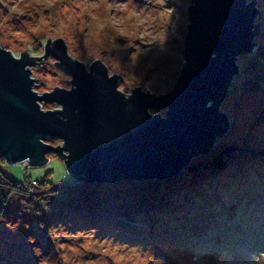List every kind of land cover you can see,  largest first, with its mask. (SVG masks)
<instances>
[{
    "label": "water",
    "instance_id": "water-1",
    "mask_svg": "<svg viewBox=\"0 0 264 264\" xmlns=\"http://www.w3.org/2000/svg\"><path fill=\"white\" fill-rule=\"evenodd\" d=\"M190 2L185 65L173 88L150 94L137 87L127 110L115 92L116 78H106L97 64L86 72L64 57L59 41L46 40L45 56L62 60L59 66L72 74L76 88L42 97L63 104L64 111L41 114L22 70L27 62H12L0 52V157L12 165L29 157L33 166L67 150L65 164L75 179L83 173L89 181L115 182L166 178L186 163L190 151L207 152L214 136L227 128L219 111L222 90L236 72L258 11L251 0ZM158 108H166L164 117L150 112ZM37 137L64 139L65 145H42Z\"/></svg>",
    "mask_w": 264,
    "mask_h": 264
},
{
    "label": "rangeland",
    "instance_id": "rangeland-1",
    "mask_svg": "<svg viewBox=\"0 0 264 264\" xmlns=\"http://www.w3.org/2000/svg\"><path fill=\"white\" fill-rule=\"evenodd\" d=\"M189 4L190 0H179L176 3L180 20L177 22L176 35L167 41V48L154 60L151 56L147 58L150 67L146 70L141 59L137 69V74L143 76L141 90L146 87L154 94H166L173 88L185 65L183 50L189 23ZM256 8L259 14L254 22L258 31L252 39L251 56L258 50L264 54V0H256ZM45 42L46 40L41 44L37 40L35 50H44ZM51 57L49 54L45 56ZM249 59V56L245 55L236 59L239 73L232 79L230 92L219 107V111L227 117L229 127L224 135L217 137L216 142L238 143L253 137L258 138L255 142L258 147L264 145V95L245 91L247 94L243 96L242 87H239L245 79ZM150 112L159 115L162 113L161 116L164 117L166 108L152 109ZM52 139L44 143L61 145L51 144ZM54 154L56 153L47 155L48 160L44 165L30 167H20L19 162L8 164L0 157V173L22 184L47 181L44 186L46 191L76 184L75 177L69 172L65 161ZM248 161L249 159L244 158L239 164L230 160L225 169L213 178L204 176L194 183H185L182 188L180 186L179 193L185 192L180 196L188 197L184 199L188 202L184 208L181 205L183 203H180L178 208L181 211H173L170 217L160 213L155 215V211L149 216L138 212L131 214V222L123 224L131 218L126 221L117 218L113 221L108 219L107 214H103L101 218L74 220L73 227L69 230L95 226L99 229L97 235H115L122 241L131 240L129 244L151 245L157 256L165 259L166 264H179L170 252L176 253L185 264H201L202 261L207 264H247L252 252L264 250V160L253 161L254 164H249ZM186 192L191 196L185 195ZM20 200L29 202L28 199L17 196L12 199L10 206L4 209V214L13 221L21 208ZM192 202L197 205L190 207ZM20 219L22 223L15 232L0 224V260H5L6 264H36V258L30 251L32 246L27 243L26 237L35 236L36 244L45 253L49 249V245L44 241L47 238L42 237L43 233L37 229L30 212L23 213ZM96 219L99 221L96 222ZM24 222L30 224L29 229L23 228ZM67 222L68 220H65L62 223ZM114 229H119V232L114 233ZM168 229L178 232H172L170 235L167 233ZM182 230L184 233L179 235Z\"/></svg>",
    "mask_w": 264,
    "mask_h": 264
},
{
    "label": "clouds",
    "instance_id": "clouds-1",
    "mask_svg": "<svg viewBox=\"0 0 264 264\" xmlns=\"http://www.w3.org/2000/svg\"><path fill=\"white\" fill-rule=\"evenodd\" d=\"M179 0H0V52L13 61L34 60L24 63L28 73L29 89L37 99L34 101L41 114L63 112L64 105L42 99L56 91L72 92L76 85L71 73L60 67L62 60L52 55L45 58L43 49L36 51L37 40L59 41L64 57L81 65L86 72L93 64L102 67L106 78H116L115 92L128 100L133 90L142 84L137 74L141 59L144 70L150 67L147 58L154 60L167 48V41L176 35L180 15L175 7ZM26 54V55H25ZM142 91L153 93L146 87ZM130 105H125L127 110ZM78 109H73L76 113ZM148 112V109H147ZM162 115V113H161ZM62 121L66 117L61 116ZM44 145L43 138L37 137ZM64 147L65 140H62ZM67 158L70 153L65 150ZM20 167H30V158L19 161ZM21 208L15 221L0 208V224L15 232L21 225L20 216L34 209L31 203L20 200ZM48 211L49 202L43 208ZM37 226L45 228L43 221ZM73 227L72 221L49 224L46 233L50 247L47 253L36 244V237L28 235L31 253L36 264H166L157 256L151 245L129 244L115 235H97L95 226ZM25 230L30 224L23 223ZM114 233L119 229H114ZM161 247H165L161 245ZM179 264L184 260L176 253H169ZM219 260V258H217ZM201 264H207L202 261ZM247 264H264V250L252 252Z\"/></svg>",
    "mask_w": 264,
    "mask_h": 264
},
{
    "label": "trees",
    "instance_id": "trees-1",
    "mask_svg": "<svg viewBox=\"0 0 264 264\" xmlns=\"http://www.w3.org/2000/svg\"><path fill=\"white\" fill-rule=\"evenodd\" d=\"M251 1L256 3V0ZM190 6L191 2L188 10ZM257 11L259 14V10ZM257 31L255 22L253 21L252 36L248 38L240 54L249 56L250 58L249 66L246 68L244 74L245 79L239 85V87H242L243 96L247 94L244 93L245 91L257 92L264 95V54L258 50L254 56L250 55L252 39L256 37ZM48 43L50 42H47V44ZM50 44H52V42ZM21 61H26L28 63L27 58ZM12 62L16 61L12 60ZM238 73L239 67L236 65L235 74L227 80L223 87L222 91L224 98L230 92L229 87L232 83V79ZM120 100L122 105H129L128 100H124L122 96H120ZM228 127L229 122L224 131L214 136L211 147L207 152L199 153L198 151H190L186 163L178 171L162 179L144 178L130 180L125 178L115 182L89 181L87 178L85 179L83 173H80V179H75L76 184L46 191L44 186H46L47 181L35 183L26 182L22 184L0 173V208L5 209L10 206L12 199L17 196L28 199L32 207L34 209H39L42 213L36 216L30 212L37 229L43 233L42 237L45 239L47 238L44 241L47 242L46 244L49 245V247V237L46 233L47 225L65 222V220L74 221L80 218H101L103 214H107L109 216L108 219H112L113 221L117 220V218L122 219V221L131 218L128 222H121L127 224L133 219L131 214L134 215L140 212V214L142 213L149 216V214L153 215L154 211L155 215L160 213L164 214L165 217H170L173 211H181V209L178 208L180 203H183L181 205H183L184 208L186 202H188L184 200L188 197L183 198V196H180L185 192L179 193L182 186H185V183H194L197 179L203 178L204 176L213 178L217 173L225 169L227 162L230 160L239 164L244 158L249 159V164H254L253 161H257L258 159L264 160V145L258 147L259 145L255 143L258 138L253 139L252 137V141L251 139H243L238 143H233L232 141L225 143L220 141L216 142L218 136H222L228 131ZM50 143L55 145L57 143L60 144L61 141L53 138ZM54 155L60 156L65 162L68 159L65 151ZM44 164L45 162H40L35 163L33 166ZM180 186L181 188L179 189ZM187 192L185 195L190 197L191 194ZM45 194H48V196ZM178 196L180 197L178 198ZM179 200L182 201L179 202ZM48 202L49 209L48 211H44L43 208L47 206ZM196 205V202H192L190 207H195ZM184 210L186 209H182V211ZM38 221L44 222V229L37 226ZM95 221L98 222L99 220L96 219ZM121 223L119 222V224ZM172 232L178 231H174L173 229L167 230V233L170 235H172ZM179 233V235H182L184 230L179 231ZM134 237L135 236H133V238ZM127 242L132 241L128 240ZM0 262L2 264L7 263L5 260H0Z\"/></svg>",
    "mask_w": 264,
    "mask_h": 264
},
{
    "label": "bare ground",
    "instance_id": "bare-ground-1",
    "mask_svg": "<svg viewBox=\"0 0 264 264\" xmlns=\"http://www.w3.org/2000/svg\"><path fill=\"white\" fill-rule=\"evenodd\" d=\"M50 139V138H49Z\"/></svg>",
    "mask_w": 264,
    "mask_h": 264
}]
</instances>
